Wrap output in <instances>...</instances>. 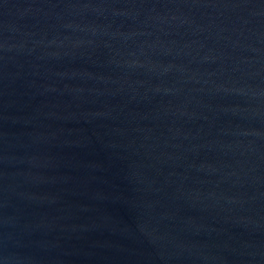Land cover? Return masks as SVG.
I'll list each match as a JSON object with an SVG mask.
<instances>
[{
	"label": "water",
	"instance_id": "water-1",
	"mask_svg": "<svg viewBox=\"0 0 264 264\" xmlns=\"http://www.w3.org/2000/svg\"><path fill=\"white\" fill-rule=\"evenodd\" d=\"M0 264H264V0H0Z\"/></svg>",
	"mask_w": 264,
	"mask_h": 264
}]
</instances>
